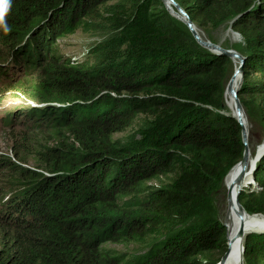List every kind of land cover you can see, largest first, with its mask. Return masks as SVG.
<instances>
[{
    "label": "trees",
    "instance_id": "16d2710c",
    "mask_svg": "<svg viewBox=\"0 0 264 264\" xmlns=\"http://www.w3.org/2000/svg\"><path fill=\"white\" fill-rule=\"evenodd\" d=\"M174 2L211 42L222 26L239 34L225 47L243 57L237 98L249 132L264 130V0ZM79 27L99 37L82 62L53 40ZM0 42V78L21 76L0 95L31 101L4 123L22 126L14 148L36 143L35 168L0 156V264H217L216 197L244 151L224 101L230 58L163 0H0ZM253 182L237 195L250 219L264 215V157ZM242 245L243 264H264V232Z\"/></svg>",
    "mask_w": 264,
    "mask_h": 264
},
{
    "label": "rangeland",
    "instance_id": "374dc122",
    "mask_svg": "<svg viewBox=\"0 0 264 264\" xmlns=\"http://www.w3.org/2000/svg\"><path fill=\"white\" fill-rule=\"evenodd\" d=\"M178 15L179 14L175 11V16L178 17ZM196 31L203 40H208L205 34L199 28L196 29ZM211 34L215 38L216 42L214 43V42H211L210 40L208 41H210L211 43L217 44L223 48L228 47L229 45L239 42L241 40V37L239 36V34L236 31L232 30L230 27L222 26L217 30H213ZM53 40H54V44L57 46V52L70 56L74 61L82 62V61L89 60L91 58L89 56H91L94 50V46L96 42L99 40V37L93 31H86L85 29L79 27L75 29L72 33L66 34L64 35V37L63 36L58 37L57 39H53ZM7 49L8 48H5V49L2 48L1 51L5 53ZM226 49H231V48H226ZM230 60L234 67L233 70H235V68L238 66V59L233 57V58H230ZM233 70H232V73H231V76L228 82L230 81V79H232V76L234 75ZM12 76L13 74H8L5 77H1L0 87L8 84L6 80H12L11 82H16L18 78L21 77V76H17L15 78H12ZM241 82H242V74L239 79L238 86L236 88H239ZM226 90L227 89L225 87V91ZM228 90L226 92L224 91L225 104L227 108L229 109L230 113H232L235 117L239 118L240 120H243V124H244V118L246 116L243 110L236 108L235 99H234V104L230 101L231 91L229 93ZM30 103L31 101L28 99H25L24 95L21 94L19 91H17L16 94L8 92L6 94L0 95V156L6 157L12 160H18L17 162L21 163L24 166L35 168L36 167V157L34 153L32 152V150H34L36 143H32L31 145L29 144V148L27 149L23 148L24 151H20L17 148H14L13 145L16 144V141L19 140V137L21 136V132L19 131L22 130L20 129L22 126H19V123L15 122L14 130L17 133L15 132L13 133L12 131H9L10 127L8 125H5L4 123V120L6 119L7 114L12 115V117H15V116L19 117L20 115L18 114L17 107L21 105H29ZM140 117H142V115H140ZM137 120H140V118H138ZM136 128H137V122L135 123V125L126 129L125 131L115 133L114 137H120V136L130 134ZM245 129H246V144H247V149H248L247 156L249 160L246 163V165L243 167L242 174L244 177L246 174H248L247 176L248 179H246L245 182L243 181L242 185L244 187L246 186L249 187L251 190H259L261 189V187L253 182V171L255 169L256 163L264 157V149H261L262 147H264V130L256 129L254 131L249 132L247 120H246ZM38 141L39 143L47 141L49 144L54 142L53 140H49L47 137H43V136L38 137ZM226 179L223 180V188L218 193L216 198H217V204H218V208L220 212V220L223 222L224 226L226 227V233H228L227 210L230 207L232 198L226 187ZM166 181H167V178L162 175H159L158 178H152V179L147 180L148 183L153 184V185L166 182ZM239 211H240V216L237 215L235 223L238 222L242 217L248 218V216H246L241 209ZM258 216H260L261 218H251V220L264 221V215H258ZM250 231L264 232V229L250 230ZM250 231H245L243 233V237L245 234H247ZM227 240H228V234H227ZM228 244H229V241L227 243V246ZM107 246H112L117 249H121L122 248L121 246L123 245L108 243Z\"/></svg>",
    "mask_w": 264,
    "mask_h": 264
},
{
    "label": "bare ground",
    "instance_id": "6f19581e",
    "mask_svg": "<svg viewBox=\"0 0 264 264\" xmlns=\"http://www.w3.org/2000/svg\"><path fill=\"white\" fill-rule=\"evenodd\" d=\"M166 6L169 12L172 13L174 16H175V11H176L179 14L178 17L180 19L181 18L185 19L184 15L181 14L176 9L173 2L166 0ZM239 79H240L239 73L234 72V75L232 76V79L230 80L231 88H229V90L227 89L229 93L231 91L230 101L233 104H234V97L232 94L233 93L232 89L238 86ZM240 121L243 124V120H240ZM243 126L246 128V117L244 118ZM261 149H264V147H262ZM247 154H248V151H247ZM247 154H246V158L244 161L238 162L230 169L231 170L230 174L228 175L226 179V187L232 198L233 204L231 202L230 207L227 210V223H228V233L227 234H228L229 244H228L227 254L225 258L223 259V261L221 262V264H240V262L243 263L242 254H241V244H242V240L240 238L241 231L243 230V232H245V231H250V230L264 229V221L251 220L245 217H242L238 222L235 223L237 215L240 216L239 210L241 209L236 203V195L238 193L239 187L242 186L241 184L243 183V181L245 182V180L248 179L247 178L248 174H246L245 177L242 174L243 173L242 169L249 160Z\"/></svg>",
    "mask_w": 264,
    "mask_h": 264
},
{
    "label": "water",
    "instance_id": "95a60500",
    "mask_svg": "<svg viewBox=\"0 0 264 264\" xmlns=\"http://www.w3.org/2000/svg\"><path fill=\"white\" fill-rule=\"evenodd\" d=\"M169 1H171V2H173L174 3V5H175V7H176V9L181 13V14H183L184 15V17H185V19H180L179 17H177V16H175L176 18H178L179 20H181L182 22H184L185 24H186V26L188 27V29L190 30V32L192 33V35H193V37L196 39V41L198 42V43H200L202 46H204V47H206V48H208L210 51H212V52H215V53H218V54H221V55H226V56H228L229 58H237L238 59V66L235 68V70H234V72L235 73H239V75H240V77H241V74H242V67H243V57L239 54V53H237L235 50H233V49H226V48H223V47H221V46H219V45H217V44H214V43H211L210 41H208V40H203L200 36H199V34L197 33V31H196V28H195V26H194V24L191 22V20L188 18V15L185 13V11L176 3V2H174V0H169ZM163 2H164V4H165V6H166V0H163ZM166 8H167V6H166ZM167 10H168V8H167ZM170 14H172V13H170ZM173 15V14H172ZM231 80V79H230ZM229 88H231L230 87V81L228 82V84H227V86H226V89H229ZM233 90V97H234V99H235V105H236V108L237 109H241V110H243L242 109V107H241V105H240V103H239V101H238V98H237V90H238V88H234V89H232ZM231 115L233 116V117H235L232 113H231ZM236 118V117H235ZM236 120L239 122V124L241 125V127H242V129H241V134H242V141H243V144H244V151H243V155H242V159L240 160V161H244L245 160V158H246V154H247V144H246V129H245V127L243 126V124L241 123V121L238 119V118H236ZM239 161V162H240ZM242 185V184H241ZM242 188V187H241ZM240 187H239V190L241 189ZM239 190H238V192H239ZM237 195H238V193H237ZM237 195H236V203H237V205L241 208V209H243L242 207H241V205H240V203L238 202V199H237ZM253 215H260V214H253ZM243 230L241 231V236H240V238H241V240H242V238H243ZM243 250H244V248H243V245L241 244V254H242V252H243ZM227 251H228V247H227V250L225 251V253L222 255V257H221V259H220V261L218 262V264H220L222 261H223V259L225 258V256H226V254H227ZM240 264H243V263H241L240 262Z\"/></svg>",
    "mask_w": 264,
    "mask_h": 264
},
{
    "label": "clouds",
    "instance_id": "9594fccd",
    "mask_svg": "<svg viewBox=\"0 0 264 264\" xmlns=\"http://www.w3.org/2000/svg\"><path fill=\"white\" fill-rule=\"evenodd\" d=\"M5 30H7V29H5Z\"/></svg>",
    "mask_w": 264,
    "mask_h": 264
}]
</instances>
